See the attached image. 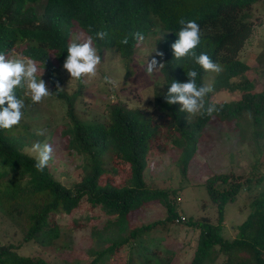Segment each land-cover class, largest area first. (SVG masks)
Segmentation results:
<instances>
[{
    "label": "trees",
    "instance_id": "trees-1",
    "mask_svg": "<svg viewBox=\"0 0 264 264\" xmlns=\"http://www.w3.org/2000/svg\"><path fill=\"white\" fill-rule=\"evenodd\" d=\"M257 1L264 0H0V52L7 56L15 50L36 62L50 96L65 103L66 144L81 156L79 178L66 186L52 176L48 166L38 171L35 158L23 151L40 142L41 135L27 131L26 125L0 129V214L21 233L16 244L0 243V264H59L42 255L18 254L14 248L29 241L34 242L36 253L67 248L57 243L65 233L58 227L59 219L71 215L82 202L105 215L99 227L89 224L92 243L84 264H172L175 252L161 247L149 232L180 223L198 230L187 264H264V159L254 160L243 174L219 171L205 178L215 222L207 216L184 217L175 207L177 189H151L143 178L148 156L168 147L176 150L173 160L184 175L211 117L228 125L235 123V127L248 125L253 145L264 147V88L254 89L257 78L248 76L253 66L239 56L253 30L249 9ZM180 18L200 25L196 54L207 53L223 68L212 75L214 91L240 90L230 101L212 100L213 91L206 100L217 104L220 111L211 117L193 116L190 123L179 103L170 105L165 100L173 80L187 82L186 72L196 70L198 85L204 84L207 72L191 56L174 57L171 44L178 39ZM154 27L161 31L156 44L164 66L159 68L162 78L153 87L150 105L127 107L121 101L109 102L104 118L79 119L73 108L75 96L57 91L53 79L52 56L66 59L74 29L93 36L97 48L112 47L130 60L137 41L131 36L127 45L119 41L134 32L144 36ZM99 30L107 31L108 38L95 39ZM256 59L258 75H262L264 47ZM23 92L17 88L15 95L21 99ZM120 169H125L122 176L117 175ZM241 190L246 192L249 212L236 226L235 236L227 240L220 234L223 207ZM149 201L161 204L165 216L131 225L129 213ZM78 221L72 219L69 228L81 226ZM61 260V264H77Z\"/></svg>",
    "mask_w": 264,
    "mask_h": 264
},
{
    "label": "rangeland",
    "instance_id": "rangeland-1",
    "mask_svg": "<svg viewBox=\"0 0 264 264\" xmlns=\"http://www.w3.org/2000/svg\"><path fill=\"white\" fill-rule=\"evenodd\" d=\"M250 20L253 23L251 35L242 46L239 56L252 69L248 72L249 78L256 76L257 82L253 86L255 90L264 88V69L262 75H258L260 69L257 66L258 54L264 47V1H257L250 6ZM161 31L154 27L144 35L142 42H137V47L130 60H125L112 47L97 48L101 56V64L98 66L97 74L92 78H85V82L72 79L70 73L63 68L65 60H58L52 56L54 63L53 79L56 85L61 87V91L68 95L75 96L74 113L83 121L102 119L107 111L109 102L121 101L127 107H146L150 105L153 87L156 82L161 81L159 68L152 74L145 71L148 59L156 58L161 62V53L156 40L160 37ZM77 36L87 37L80 29L75 28L72 32L68 44ZM8 58H24L17 51L7 55ZM39 68V67H38ZM257 70V71H256ZM41 71L37 73L39 78ZM111 76L116 82L115 86L108 84L104 76ZM213 72H206L203 82L210 83ZM258 75V76H257ZM260 76V77H259ZM48 86L47 81L42 74ZM22 95L24 107L23 117L18 126H27V131L37 133L38 130H46L41 135L39 143H48L53 148V159L49 162L48 168L52 176L66 186H70L77 181L81 173V156L69 149L66 144L67 135L63 131L68 128L65 118V103L53 96L44 98L40 103H33L30 96ZM240 90H215L211 98L215 101H230L238 97ZM248 125H238L235 123L226 124L215 117H211L202 129L195 154L188 163L187 171L184 175L179 173L178 166L173 158L176 150L168 147L165 152L151 153L147 158L143 178L146 185L151 189L174 188L177 189L176 210L184 217L207 216L212 222L216 221V213L209 201L208 194L203 185L205 178L212 172L232 170L235 174L246 173L250 164L254 160L264 159V147L254 143L249 139ZM22 129V128H21ZM244 131V133H243ZM242 133V135L240 134ZM248 133V134H245ZM245 136V137H242ZM38 137V139L40 138ZM37 139V138H36ZM262 138H258V140ZM264 141V139H263ZM262 150L259 152V150ZM23 151L35 157L32 146H26ZM259 152V153H258ZM261 170L264 172V160L261 163ZM125 169H120L122 176ZM264 185V182H263ZM246 192L241 190L236 198L227 202L223 207V222L220 234L224 239L230 240L235 236L236 226L246 217L249 208L246 205ZM165 216L164 207L155 201H149L131 211L128 215L131 225L137 226L146 224L155 219ZM105 218L98 210H91L89 206L82 202L80 207L71 215L61 219L58 227L65 233L57 242L68 245L56 252L49 249L35 252L33 241L23 243L15 247V252L23 255H42L52 262L63 263L61 259L76 261L77 264H84V255L88 246L92 243L91 224L102 225ZM72 219H79V227L69 225ZM69 228V231H67ZM198 230L183 224L169 225V227L158 226L150 236L157 239L161 247L172 249L176 256L172 264H187L190 253L196 243ZM20 230L0 214V243H14L20 241ZM68 254V256H67ZM123 255V251L120 253Z\"/></svg>",
    "mask_w": 264,
    "mask_h": 264
},
{
    "label": "clouds",
    "instance_id": "clouds-1",
    "mask_svg": "<svg viewBox=\"0 0 264 264\" xmlns=\"http://www.w3.org/2000/svg\"><path fill=\"white\" fill-rule=\"evenodd\" d=\"M178 23L181 25L177 32L178 39L172 44L174 57L181 59L186 56L194 58L195 63L203 70L219 74L223 71L222 66L214 62L207 53L196 54L195 49L201 40L200 25L195 20H185L180 18ZM129 36L137 42H142L144 37L140 32L130 33L124 36L119 43L127 45ZM108 32L99 30L95 33V39L105 40ZM157 55H163L158 52ZM101 64V56L94 46V37L77 36L67 45V57L63 63V68L70 73V77L77 81L85 82V78L95 77L98 66ZM163 63H158L155 57L148 59L145 71L152 74L156 69L163 67ZM39 68L36 62L30 58H8L4 52H0V129H11L20 123L24 107L22 99L15 95L17 88L25 89V94L30 96L33 103H40L44 98L51 95V91L41 76L37 77ZM187 82L173 80L167 89L165 100L168 104H180V111L188 114L187 122H191L193 116H213L218 113L220 108L215 103L206 100L208 95L214 91L212 83H197L198 72L188 70ZM105 82L115 86L116 82L111 76H104ZM61 87L57 85V91ZM7 105V106H5ZM46 130H38L37 135H44ZM35 155V168L43 172L53 159V148L50 144L36 142L32 146Z\"/></svg>",
    "mask_w": 264,
    "mask_h": 264
},
{
    "label": "built area",
    "instance_id": "built-area-1",
    "mask_svg": "<svg viewBox=\"0 0 264 264\" xmlns=\"http://www.w3.org/2000/svg\"><path fill=\"white\" fill-rule=\"evenodd\" d=\"M180 220H183V216H180Z\"/></svg>",
    "mask_w": 264,
    "mask_h": 264
}]
</instances>
